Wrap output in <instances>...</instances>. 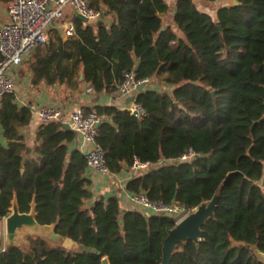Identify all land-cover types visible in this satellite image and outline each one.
I'll return each instance as SVG.
<instances>
[{"label":"trees","instance_id":"1","mask_svg":"<svg viewBox=\"0 0 264 264\" xmlns=\"http://www.w3.org/2000/svg\"><path fill=\"white\" fill-rule=\"evenodd\" d=\"M239 2L215 20L194 1L179 0L173 26L163 18L168 0H89L114 21L76 17L67 40L51 28L29 66L33 84L74 92L86 85L96 96L117 94L132 71L166 87L137 93L147 112L142 120L116 105L85 109L104 116L96 142L111 174L130 170L136 158L152 164L131 177L130 193L188 210L219 195L200 241L180 242L170 264H264V0ZM31 120L32 108L15 94L0 101L7 142L0 140V222L16 197L21 213L35 203L40 224L93 250L28 236L27 244L0 252V264H102L105 257L110 264H161L176 219L125 209L115 195L95 199L86 155L72 149L76 133L61 122L42 124L28 151L20 128ZM190 150L197 157L183 161Z\"/></svg>","mask_w":264,"mask_h":264},{"label":"built area","instance_id":"2","mask_svg":"<svg viewBox=\"0 0 264 264\" xmlns=\"http://www.w3.org/2000/svg\"><path fill=\"white\" fill-rule=\"evenodd\" d=\"M195 3L198 0H192ZM73 10V17L82 15L88 23H97L102 13L91 8L89 0H10L7 6L6 21L0 20V101L8 94L16 92V70L22 66L25 59L39 47L49 41L51 28L61 29L65 37L76 33L75 19L67 17V10ZM151 79H137L134 71L126 73L123 82L118 85V95L127 106L123 108L142 120L147 112L144 106L136 101L138 86L148 83ZM131 96L135 100L129 101ZM42 124L53 121L69 123L77 136L82 139L88 167L98 175H111L106 165L105 152L97 144L98 127L104 116L95 109L86 111L77 106L66 118L64 110L59 105L40 106L33 110ZM3 127L0 124V135ZM197 154L190 150L182 156L183 161L192 160ZM152 167L149 162L136 158L130 171L133 174L145 172ZM132 201L140 208L152 214H166L173 216L177 223L191 214L180 202L174 201L165 204L161 201H152L146 193L133 194ZM6 219V218H5ZM5 219L0 223V252L7 250L9 239L6 234Z\"/></svg>","mask_w":264,"mask_h":264},{"label":"crops","instance_id":"3","mask_svg":"<svg viewBox=\"0 0 264 264\" xmlns=\"http://www.w3.org/2000/svg\"><path fill=\"white\" fill-rule=\"evenodd\" d=\"M9 1L10 0H0V20L2 21H6L7 19V6ZM178 1L179 0H168L169 10L167 14L163 16L166 25L174 26L173 17L176 11ZM231 3H233L232 0H217L214 2L198 0L196 2V5L201 11L206 12L211 16H213L211 10H213L214 7L218 5L219 7L216 12V20H217L218 11L223 7L230 6ZM73 16H74L73 10L69 8L67 10V17L69 19L74 20L75 18ZM113 21L114 19L111 16L104 17V23L111 24ZM55 29H57L61 33L62 37L65 40L69 38L63 35L61 29L58 28ZM177 34L181 36L182 32L180 30H177ZM34 52H32L25 59L22 66L19 67L15 72V76H16L15 96L17 102L20 106H29L32 108V120L30 124L20 128L21 133L26 137V141L29 145L30 150H32V148H34V146L37 143V132L39 127L42 125L38 116L33 113V110H35L40 106L53 105V104L59 105L64 110L66 118L77 106H82L84 108L85 107L93 108L97 105H116L121 109L127 106V102H123L119 97L118 93L117 94L106 93L101 96H96L93 93V90L86 85L82 86V88L74 92L69 88H67V86L61 84L49 85L45 81H40L37 84H33V74L30 71L29 66L36 59L37 51ZM25 62H27V64ZM25 64L27 65V67L24 66ZM147 88H157V86H151V87L147 86ZM0 140L3 142L4 145H7V142L4 139L2 133L0 135ZM74 148H77L81 150L83 153H85L86 149L83 146L82 139L79 136H77L76 141L72 145V149ZM88 174L93 181L92 190L95 199L100 198L101 196H104V198L106 199L108 196L115 195L121 199L123 208L125 209H134L136 207L140 208L137 204H135L132 201L131 196L133 194L127 190V183L134 175L129 169H127L126 171H124L122 174L119 175H113V174L98 175L94 173L92 170L88 169ZM15 200L16 197H14L12 204L14 203ZM34 207L35 204L33 205L32 209ZM47 228L49 230L45 235L36 234V233H32L31 235H28L27 233H23L18 237V240L16 241V246L27 244L26 238L28 236H40L44 238L53 239L50 236V234L54 230V225L48 226ZM55 240H59L62 243L61 239H55Z\"/></svg>","mask_w":264,"mask_h":264},{"label":"water","instance_id":"4","mask_svg":"<svg viewBox=\"0 0 264 264\" xmlns=\"http://www.w3.org/2000/svg\"><path fill=\"white\" fill-rule=\"evenodd\" d=\"M234 6L240 5L239 0H232ZM104 14H102V18L97 22V25L104 24ZM77 18L82 22L88 23L87 18L82 15H77ZM166 29L164 26L162 30ZM222 29V27H220ZM147 85L143 84L138 86V91L142 92L146 89ZM135 100V96H131L129 101ZM64 128L66 130L74 131L77 135V132L72 129L69 123H64ZM30 149H28L29 151ZM263 180L261 184H263ZM104 196L100 197V200L103 201ZM219 201V195H216L211 201L204 202L198 208L195 209L194 212L185 217L182 221L177 223V225L171 229L164 239L163 243V260L161 264H170L173 259V253L177 250L180 245V242L186 241H194L199 242L203 236L202 227L206 224L208 219L213 218L215 216V209L217 207ZM35 203L32 204V207ZM52 225H42L37 220V212H36V204L33 209L29 213H21L17 198L12 204L11 213L5 219V227L6 234L9 239V244L12 246H16V241L18 237L23 233H27L31 235L32 233L45 235L49 230L47 227ZM53 239H61L62 246L67 250H73L74 248L83 250L86 252H91L93 249L88 246H84L83 244H79L68 237H61L54 230L50 234ZM264 258V254H262ZM102 264H110L109 258L105 257L102 260Z\"/></svg>","mask_w":264,"mask_h":264},{"label":"rangeland","instance_id":"5","mask_svg":"<svg viewBox=\"0 0 264 264\" xmlns=\"http://www.w3.org/2000/svg\"><path fill=\"white\" fill-rule=\"evenodd\" d=\"M216 4V3H215ZM218 5H216L215 7H214V9L213 10H211V13H212V17L216 20V12H217V9H218ZM34 54H35V52H34ZM26 64H27V62H25ZM24 65V66H26L27 67V65ZM151 86H157V88H159V89H166V87L163 85V83L162 82H160L159 81V79H157V78H154V79H152L149 83H148V87H151ZM195 211V210H194ZM194 211H192V212H194ZM191 212V213H192Z\"/></svg>","mask_w":264,"mask_h":264}]
</instances>
